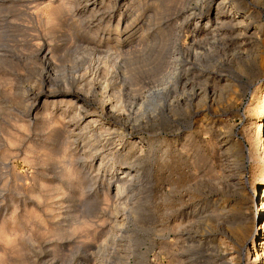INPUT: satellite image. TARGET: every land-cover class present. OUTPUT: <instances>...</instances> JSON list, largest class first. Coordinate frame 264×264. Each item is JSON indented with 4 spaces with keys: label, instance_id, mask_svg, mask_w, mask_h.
Instances as JSON below:
<instances>
[{
    "label": "rangeland",
    "instance_id": "1",
    "mask_svg": "<svg viewBox=\"0 0 264 264\" xmlns=\"http://www.w3.org/2000/svg\"><path fill=\"white\" fill-rule=\"evenodd\" d=\"M113 2L96 13L97 5L83 0H0V253H10V236L25 264H222L212 226L226 218L219 211L224 200L241 198L230 192L227 156L212 150L232 129L247 156L253 152L241 117L256 106L264 75L249 78L252 89L229 107L217 104L223 110L215 119L224 123L214 125L210 93L205 103L195 95L198 70L217 61L232 66L235 56L212 38L196 45L202 31L182 16L195 0H158L159 9L151 0ZM137 16L146 22L128 39ZM163 44L155 70L152 51ZM209 51L210 62L200 63L195 53ZM65 91L87 94L97 115L81 123L83 108L73 107ZM109 99L121 125L102 113ZM205 108L213 122L207 131L195 115ZM89 118L97 125L86 127ZM130 132L144 142L132 146ZM174 137L179 141L168 146ZM133 170L128 183L117 180Z\"/></svg>",
    "mask_w": 264,
    "mask_h": 264
},
{
    "label": "bare ground",
    "instance_id": "2",
    "mask_svg": "<svg viewBox=\"0 0 264 264\" xmlns=\"http://www.w3.org/2000/svg\"><path fill=\"white\" fill-rule=\"evenodd\" d=\"M83 1H85L87 3V5L90 2H92L91 5H97L96 7H93L92 9L95 10L96 13H101V12H103V7L107 2L114 1L113 5L116 7L117 5L122 4L127 0H83ZM151 2H152L151 6H154L156 9L162 8V4L158 3V0H151ZM170 3H172V2H170ZM68 5H69V3H68ZM113 5H112V7H113ZM163 5H164V3H163ZM259 6L264 7V0H246V1L245 0H195V5L192 8H190V6L189 7L187 6L185 11L184 12L182 11L183 12L182 16H183L184 25L185 24L187 25V23L191 24L192 22H194L196 31H197V28L202 31L201 33H197V34L195 33L196 35H195L194 41H195L196 45L204 44V43H206V41L208 39L212 38V39H214V47L215 48L219 47V44H222L221 46H225V47H227V49L231 48L233 53H234L233 55L235 56L233 58L235 60V62L232 63L233 64L232 66L226 67L225 65H222L221 63H218V61H217L214 63V66H212V67L200 66L202 68L205 67V69H203V70L199 69L198 70V73H199L198 79L200 80V82H199V86H200L199 92L200 93L198 94L195 92L196 93L195 95L196 96L199 95L200 101L205 103L206 101H204V100H206L205 98L210 93V97L214 101V125L218 124L221 121V119L217 120L215 118L221 116V114L219 113V109L221 108V110H223V107H221L217 104L221 105L223 103L224 104L226 103V105L228 106L229 104L237 101V98L240 97L242 95V93H247L250 89H252V83L253 82H251V80L249 78L260 77V76L264 75V20H263V16H262L263 13L260 12L261 10L260 11L258 10ZM132 11H133V9H132ZM135 15L141 16L139 14H135ZM150 15H153V14H150ZM138 16L134 17L135 18L134 22L135 23L138 22V24L135 26L136 30L134 32H130V31L125 30V32L127 34H130L127 37L128 39H130V38L132 39L133 35L135 36V32L139 30L138 28H143L144 23L146 22V20L144 21L143 19H140ZM150 19H151V17H150ZM154 19H156L155 16H154ZM124 24H125V22H124ZM130 27H131V25H130ZM184 27H186V26H184ZM117 30L118 31L120 30L119 24L117 25ZM192 41H193V39H192ZM167 44L168 43H166V45ZM166 45L163 44L162 46L159 47V49L156 47L157 49H154L152 51V53H153V65H152V67L155 68V70H156V68L158 69V67L160 66L161 60H163L164 53H166V51H167ZM201 46H199V47H201ZM215 50L217 51V49H215ZM210 51H212V50H210ZM210 51L207 54L196 52L195 53L196 57H199L198 59L197 58L196 59L199 60V62L201 60V62H206V64H207V61L210 62L209 61V59H210L209 56H211ZM122 52H124V51H122ZM125 53H126V51L124 52V54ZM206 55L208 56L207 59H206ZM121 72H123V71H121ZM175 73H177V72H175ZM126 75L129 76L128 73ZM197 84H196V86H197ZM255 87L253 86V88H254V90L252 91L254 93L253 97H256L255 95L257 94V90H258V88H255ZM159 90H160V88H159ZM159 90L158 91L156 90L157 92L152 93L153 94V95H151V97H152L151 101L152 102L157 97H159V95L163 92L162 91L163 89L160 91ZM38 93L39 94H37V100L39 99V97L41 95H43V94H41V92H38ZM65 93L73 96L72 97L73 98V100H72L73 107L76 105V106H80V109L83 108V110L81 111V112H83V114H80V119H79V121L81 123L88 120V117L93 116V115H97L96 112L92 111V107H91L92 104L91 103L93 100L87 94H82L78 91H65ZM260 94H261L260 98L258 99L256 106L253 107V110L251 111V113L249 115H246L245 117H241V119L244 122L243 123V131H242L243 136H245L247 142L250 141L254 145L255 149L253 150V152L249 150V155L247 156V154H246L247 148L243 142V139L242 140L236 139V136L233 133L232 129L227 130L225 133L223 132L222 135L220 134L221 138L219 137L220 138L219 142H221V144L218 145V148H215V149L213 148V150H212L213 154H215V155L218 153L217 155H219V156H220V154L227 156L226 161L223 160L225 162L224 170H225V174L227 173V175H229V177L233 180V190H234V191H232V190L231 191L229 190V191L231 193L233 192V197L239 196V198H241L240 200H233V199H229V197H228V199H226L222 202L221 206L219 204L218 205V207L220 206L219 211H220V213H223V214L225 213L226 218H224L225 217L224 216L223 217L224 220H222V222H220L218 225L212 226L210 224L212 226L213 234H214L213 235L214 237H212L213 240L211 239L212 244L220 252V254L218 256L220 257L222 264H264V91ZM257 96H259V95H257ZM46 98H48V97H46ZM37 100H36V102H37ZM45 101H44V103H45ZM204 111L207 112L208 111L207 108H205L201 111H196L195 115L200 116V118L197 121L198 124L201 126L200 128L202 130L207 131V130L212 128V126L210 124H212L213 122L211 123L209 121L207 113L204 116L202 115L205 113ZM89 112H91V113H89ZM102 113L104 116H107L106 119H110V120L112 119L111 121H114L113 125H121V121L119 119L120 117L118 116V114L120 112L118 113V108H117L116 104H114L113 100H111V99L106 100L104 107L102 109ZM99 117H101V116L99 115ZM97 119H94V118L90 119L89 118V121L86 122L85 126L90 127V126L95 125L99 121ZM222 122H223V120L221 121V123ZM113 128H114V126H113ZM14 134L16 135V133H14ZM187 137H189V136L187 135ZM179 139H180L179 137H174L169 144L167 143L168 146L175 145L179 141ZM129 140L128 141L132 146H136L140 142H144V141H142V139H140L134 133L130 134ZM259 145L262 146V149H263L262 152H259V150H258ZM167 148H170V147H167ZM129 154H131V153H129ZM253 157L256 160V165H254V164L252 165V163H251V159ZM138 159H140V158H138ZM252 160H254V159H252ZM130 161H132V159H130ZM138 161H140V160H138ZM162 164H163V162H162ZM129 165H130V163H129ZM171 167H173V166H171ZM135 169H136V167H135ZM248 172L250 173L249 178L246 177V174H248ZM117 176H118L117 180H119V181H123V180L125 181L126 180L127 181L126 183H128L129 179L127 180V177L128 178L129 177L134 178L136 176V173L133 170L129 174H128V172H125V173H122V174L117 175ZM181 176L182 177H179V182H181V181H183V179H185V178H183V175H181ZM174 181H176V180H174ZM229 182H230V180H229ZM229 188H230V185H229ZM228 196H230V195H228ZM226 197L227 196H225V198ZM34 198H35V196H34ZM37 198H39V197H37ZM221 200L222 199H220V201ZM77 222H79V221H77ZM80 223H81V221H80ZM74 226H75V224H74ZM76 227H78V226H76ZM4 233H6V232L4 231L3 234ZM19 234H22V233L19 232ZM25 234L26 233L24 232V235ZM16 236H17V233H16ZM9 237H7L8 241L6 240V242L8 243L7 245H10V247H8V250L10 253L6 255V253H8V252L5 253V252L1 251V252H3V254L0 253V264H25V262L21 260L22 256H19V255H21L20 254V251H21L20 248L21 247L17 248V246L19 247L18 244L15 247V243H16L15 241H17L18 238H16V240H15V238H9ZM23 238H25V237H23ZM9 239H13V240H9ZM25 239H27V238H25ZM108 239H109V237H108ZM29 241H30V238H29ZM23 242H25V241H23ZM84 264H124V263H121L119 261L117 263H114V262L113 263L112 262L111 263L110 262L105 263V262L99 260L98 262H95V261H92V262L88 261L87 262L86 261ZM218 264H220V263H218Z\"/></svg>",
    "mask_w": 264,
    "mask_h": 264
}]
</instances>
